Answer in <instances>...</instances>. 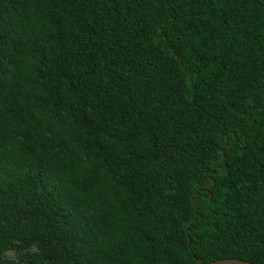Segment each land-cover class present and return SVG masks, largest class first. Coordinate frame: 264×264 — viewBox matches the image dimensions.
Instances as JSON below:
<instances>
[{"label": "trees", "instance_id": "16d2710c", "mask_svg": "<svg viewBox=\"0 0 264 264\" xmlns=\"http://www.w3.org/2000/svg\"><path fill=\"white\" fill-rule=\"evenodd\" d=\"M264 264V0H0V264Z\"/></svg>", "mask_w": 264, "mask_h": 264}, {"label": "water", "instance_id": "95a60500", "mask_svg": "<svg viewBox=\"0 0 264 264\" xmlns=\"http://www.w3.org/2000/svg\"><path fill=\"white\" fill-rule=\"evenodd\" d=\"M207 264H255V263L239 258H223V259L214 260Z\"/></svg>", "mask_w": 264, "mask_h": 264}]
</instances>
